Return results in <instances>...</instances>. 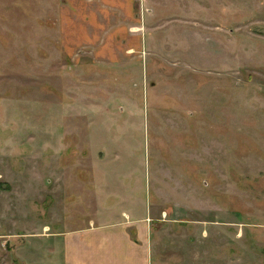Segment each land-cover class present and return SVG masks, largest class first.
<instances>
[{"label": "rangeland", "instance_id": "374dc122", "mask_svg": "<svg viewBox=\"0 0 264 264\" xmlns=\"http://www.w3.org/2000/svg\"><path fill=\"white\" fill-rule=\"evenodd\" d=\"M129 2L134 49L98 62L69 1L0 0V264L101 222L145 264H264V0Z\"/></svg>", "mask_w": 264, "mask_h": 264}, {"label": "crops", "instance_id": "0c3cea01", "mask_svg": "<svg viewBox=\"0 0 264 264\" xmlns=\"http://www.w3.org/2000/svg\"><path fill=\"white\" fill-rule=\"evenodd\" d=\"M67 1L72 7L60 9V34L68 55H74L78 46L85 45L94 50L98 62L125 61L127 55L120 53L134 49L132 45L139 36L136 31L140 30L138 23L130 25L129 0ZM81 15L92 16V22L84 23ZM60 234L61 251L57 252L61 264H145L144 243L137 237L132 240L123 222L92 223Z\"/></svg>", "mask_w": 264, "mask_h": 264}]
</instances>
